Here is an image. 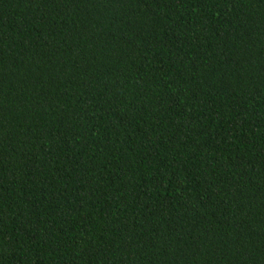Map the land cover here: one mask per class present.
<instances>
[{"label":"trees","instance_id":"trees-1","mask_svg":"<svg viewBox=\"0 0 264 264\" xmlns=\"http://www.w3.org/2000/svg\"><path fill=\"white\" fill-rule=\"evenodd\" d=\"M0 264H264V0H0Z\"/></svg>","mask_w":264,"mask_h":264}]
</instances>
